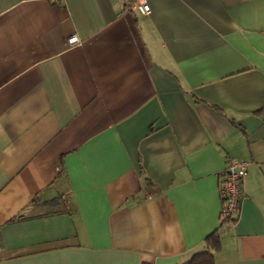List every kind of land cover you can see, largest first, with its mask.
I'll return each mask as SVG.
<instances>
[{"label": "crops", "instance_id": "0c3cea01", "mask_svg": "<svg viewBox=\"0 0 264 264\" xmlns=\"http://www.w3.org/2000/svg\"><path fill=\"white\" fill-rule=\"evenodd\" d=\"M129 1L0 0V264H264V0Z\"/></svg>", "mask_w": 264, "mask_h": 264}, {"label": "built area", "instance_id": "2783aa9c", "mask_svg": "<svg viewBox=\"0 0 264 264\" xmlns=\"http://www.w3.org/2000/svg\"><path fill=\"white\" fill-rule=\"evenodd\" d=\"M54 3H62L64 0H49ZM128 7L133 11L142 14H149L151 11L148 0H130ZM69 44L77 43L78 36L73 34L67 39ZM248 163L242 159H230L226 164L222 180L219 183V193L222 200L221 217H233L237 212L241 195L242 179L247 172Z\"/></svg>", "mask_w": 264, "mask_h": 264}, {"label": "trees", "instance_id": "16d2710c", "mask_svg": "<svg viewBox=\"0 0 264 264\" xmlns=\"http://www.w3.org/2000/svg\"><path fill=\"white\" fill-rule=\"evenodd\" d=\"M57 197L45 201L46 204H52L53 202L58 201ZM59 203V202H58ZM57 209V208H56ZM235 221L234 217H221V224L225 222ZM219 242V234L217 231L210 233L206 238L205 248L195 252L190 259L182 264H213V251L217 248Z\"/></svg>", "mask_w": 264, "mask_h": 264}]
</instances>
